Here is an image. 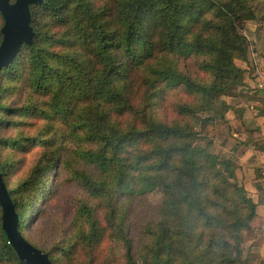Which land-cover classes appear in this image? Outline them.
<instances>
[{"label": "trees", "instance_id": "trees-1", "mask_svg": "<svg viewBox=\"0 0 264 264\" xmlns=\"http://www.w3.org/2000/svg\"><path fill=\"white\" fill-rule=\"evenodd\" d=\"M250 3L45 0L42 5H31L33 46L23 45L0 71V123L5 119L3 114L10 112L60 123L64 120L69 132L81 142L74 155L82 164L71 163V175L106 212L104 223L95 216L94 205L83 201L79 207L82 222L75 225V234L86 243L89 253L98 249L112 224L122 239L125 257L131 261V240L121 227L122 204L118 198L128 192L133 196L157 191L162 195L161 218L149 229L147 250L151 258L145 259L147 264L172 262L178 256L173 241L189 237L199 225L210 229L207 248L216 249L214 254L208 253L209 264L239 263L242 232L252 230L251 221L258 216L257 202L245 194V189L229 188L218 165L228 170L231 161H220L207 147L196 145L199 134L194 124L205 126L212 121L210 116L199 117L201 112L212 111L223 118L228 105L221 97L230 83L242 84V69L234 59L245 60L247 44L233 23L253 17ZM182 56L196 58L198 69L208 78L197 79L180 70L177 61ZM21 77L39 99L27 97L13 109L3 95L10 90V83ZM168 88H181L187 96L175 104L181 118L172 121L156 114ZM39 138L30 139L55 142L48 136ZM20 141L23 139L0 137V145L15 146ZM0 165L5 186L15 200L17 228L37 247L22 228L31 208L42 199L28 201L22 190L37 185V177L43 178L46 188L50 169L58 165L52 159L36 166L29 178L14 188L6 180L7 168L1 159ZM60 165L69 168L64 160ZM233 176L229 173L230 178ZM209 193L210 207L203 203L204 194ZM220 210L227 216L218 213ZM1 213L0 207V258L19 264L2 238ZM37 248L48 254L52 264H67L75 255L68 245L61 247L56 257ZM207 256H203L205 260Z\"/></svg>", "mask_w": 264, "mask_h": 264}, {"label": "rangeland", "instance_id": "rangeland-1", "mask_svg": "<svg viewBox=\"0 0 264 264\" xmlns=\"http://www.w3.org/2000/svg\"><path fill=\"white\" fill-rule=\"evenodd\" d=\"M250 5L253 17L239 18L233 23L234 28L244 37L247 44L245 60L234 59L235 65L242 69L240 76L242 84L230 83L221 97L228 105V109L223 112V118L219 113L212 111L201 112L199 117L210 116L213 118L212 121L205 126L199 122L194 124L199 134L195 144L207 147L219 157L220 161H231L228 170L218 165V170L227 179L229 188L245 189V194L257 201L258 216L251 221L252 232L249 230L242 232L244 241L240 264H259L264 260V186H262V183L264 184V0H251ZM210 15L205 19L208 20ZM2 24L3 20L0 16V28ZM197 26H199L197 30H200L204 25ZM197 61L192 56H182L178 58L177 63L179 69L191 77L208 78L207 73L198 69ZM164 92L162 100L156 107V114L167 121L181 118L175 112V104L185 101L187 96H184L181 88H168ZM27 97L31 100L39 99L38 95L26 85V80L21 77L10 83V90L4 93L3 100L14 109ZM190 99L191 97L188 96V100ZM3 115L5 119L0 123V137L23 139L15 146L0 145V159L6 164V180L11 188L18 187L28 179L36 166L40 167L52 159L58 165L57 168L50 169L46 188L42 185L43 178L37 177V185L22 190L28 201L42 199L31 208L28 219L23 225L22 230L28 240L42 250L50 252L52 257H56L61 252V247L71 246L75 255L67 264H147L145 259L151 258L147 250V243L151 239L149 229L153 228L161 218V193L152 191L131 196V192H128L118 198L119 204H122L121 227L131 240V261L125 257L122 239H119L112 224L108 226L98 249L89 253L86 243L78 240L75 234V225L82 222L78 212L79 207L83 201L94 205L95 216L104 223H106V212L104 208L99 207L98 200L86 195L81 185L71 175L70 164L74 166L82 164L79 157L74 155V152L80 149L81 142L69 132L64 120L60 123L43 116H15L13 112ZM60 135L62 136L58 139ZM46 136L51 142L55 139V142L41 143L30 139ZM63 160L69 168L65 165L61 167L60 163ZM87 168L93 171L91 167ZM229 173H233L234 176L230 178ZM46 189L49 190L45 191ZM223 195L226 198L231 197L228 193ZM211 196L212 193L204 194L203 203L208 207ZM218 213L227 216V213L224 214L221 210ZM198 231L201 232L199 237ZM208 231L210 229L205 230L199 225L194 227L189 237H180L173 241L178 256H175L169 264H209L208 253L214 254L216 249H208L206 246ZM227 235H231V231ZM203 256H207L206 260ZM212 259L211 256L210 260ZM0 264L14 263L6 258H0Z\"/></svg>", "mask_w": 264, "mask_h": 264}, {"label": "water", "instance_id": "water-1", "mask_svg": "<svg viewBox=\"0 0 264 264\" xmlns=\"http://www.w3.org/2000/svg\"><path fill=\"white\" fill-rule=\"evenodd\" d=\"M45 0H0L3 24L0 28V71L14 60L23 45L33 46L35 31L31 25V5H42ZM3 181L0 165L1 230L5 244L9 245L19 264H52L47 253L29 243L18 230L15 200Z\"/></svg>", "mask_w": 264, "mask_h": 264}, {"label": "crops", "instance_id": "crops-1", "mask_svg": "<svg viewBox=\"0 0 264 264\" xmlns=\"http://www.w3.org/2000/svg\"><path fill=\"white\" fill-rule=\"evenodd\" d=\"M262 186H264V184L262 183ZM253 201H255V200H253ZM255 202H257V201H255ZM258 207V206H257ZM257 213H258V211H257Z\"/></svg>", "mask_w": 264, "mask_h": 264}]
</instances>
